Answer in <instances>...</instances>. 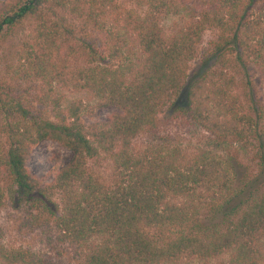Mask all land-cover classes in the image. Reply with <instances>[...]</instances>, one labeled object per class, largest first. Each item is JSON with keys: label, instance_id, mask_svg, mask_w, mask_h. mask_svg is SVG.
Masks as SVG:
<instances>
[{"label": "trees", "instance_id": "obj_1", "mask_svg": "<svg viewBox=\"0 0 264 264\" xmlns=\"http://www.w3.org/2000/svg\"><path fill=\"white\" fill-rule=\"evenodd\" d=\"M193 1L188 7L179 0H147L141 13L116 0L0 3V44L26 22L32 32L0 77V206L10 190L36 208L43 204L79 251L78 264H210L221 255L224 264H264V187L221 227L200 226L198 213L218 210L228 194L226 162L208 153L181 162L176 151L131 152L133 138L152 130L158 112L178 94L206 30L214 35L208 52L213 66L188 83L186 106L177 110L215 139L251 138L264 151V112L232 94V72L247 65L264 90V0ZM166 13L180 14L169 29L161 24ZM88 32L97 43L66 45L84 61L58 56L66 38ZM92 105L118 111L86 127L81 116ZM42 140L69 152L63 164L54 160L48 187L25 168ZM98 154L111 165L110 185L86 166ZM47 188L59 195L56 210L45 207ZM190 223L195 230L161 244L147 233ZM0 264L60 263L6 248L0 230Z\"/></svg>", "mask_w": 264, "mask_h": 264}, {"label": "rangeland", "instance_id": "obj_2", "mask_svg": "<svg viewBox=\"0 0 264 264\" xmlns=\"http://www.w3.org/2000/svg\"><path fill=\"white\" fill-rule=\"evenodd\" d=\"M4 0H0V3ZM183 1L190 7L195 4L193 0ZM120 8L131 9L141 13L146 7L147 0H116ZM180 14L166 13L162 16L161 24L169 29L176 22ZM75 34L66 38L62 43L58 56L69 54L72 63L78 64L84 61L79 52L67 53L66 45L71 44L74 48L85 44V41L97 43L93 33ZM91 38H90V37ZM32 37L31 26L24 23L5 42L0 44V77L3 68L10 64L16 57V48L23 39ZM214 35L206 30L196 48V53L188 64L186 77L182 86L171 101L158 112L156 125L152 130L140 132L131 141V152L136 155H151L155 153L172 154L176 151L181 162H187L201 153L213 154L224 160L229 167L230 187L224 201L218 210L203 208L196 217L195 224L200 226L221 227L226 219L234 218L238 212L264 187V151L258 148L256 140L215 139L207 132L188 121L177 107L186 106L184 91L188 83L198 74L211 68L214 57L209 55L210 42ZM77 38L81 40L76 41ZM89 43V42H88ZM234 83L232 94L243 105L255 102L259 111L264 112V90L257 71L251 65L245 70L232 72ZM249 80V85L244 84ZM118 110L112 105L93 106L90 112L83 113L81 120L84 126L103 123L111 113ZM253 115L257 112L250 111ZM1 142V138H0ZM69 157V152L54 142L42 140L34 145L26 160L25 168L41 186L48 187L53 173L54 160L63 164ZM87 168L104 185L112 182V168L105 155L98 154L87 159ZM11 193V194H10ZM45 207L56 210L59 207V195L56 191L46 190ZM39 205L34 207L31 203L19 200L17 195L10 190L5 193L0 206V230L1 242L13 250H26L38 256L48 257L60 264H78L79 251L72 247L57 229L54 219L49 211ZM192 223V222H191ZM190 224L171 227L163 230L151 228L147 230L150 238L158 244L169 241L183 232L195 230ZM225 255L215 257L210 264H224Z\"/></svg>", "mask_w": 264, "mask_h": 264}]
</instances>
